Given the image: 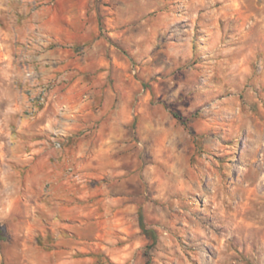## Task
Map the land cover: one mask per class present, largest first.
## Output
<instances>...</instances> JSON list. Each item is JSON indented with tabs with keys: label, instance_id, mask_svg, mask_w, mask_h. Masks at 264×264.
Wrapping results in <instances>:
<instances>
[{
	"label": "clouds",
	"instance_id": "clouds-1",
	"mask_svg": "<svg viewBox=\"0 0 264 264\" xmlns=\"http://www.w3.org/2000/svg\"><path fill=\"white\" fill-rule=\"evenodd\" d=\"M0 264H264V0H0Z\"/></svg>",
	"mask_w": 264,
	"mask_h": 264
}]
</instances>
